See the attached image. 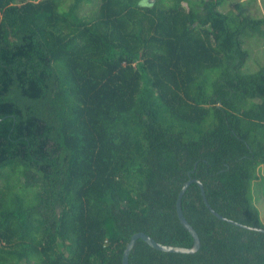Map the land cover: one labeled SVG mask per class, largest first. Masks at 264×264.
Wrapping results in <instances>:
<instances>
[{
  "label": "trees",
  "instance_id": "obj_1",
  "mask_svg": "<svg viewBox=\"0 0 264 264\" xmlns=\"http://www.w3.org/2000/svg\"><path fill=\"white\" fill-rule=\"evenodd\" d=\"M0 0V264H123L131 237L191 247L177 199L199 179L224 217L264 229V18L225 0ZM259 99V100H258ZM196 253L138 239L130 264H264V233L182 198Z\"/></svg>",
  "mask_w": 264,
  "mask_h": 264
},
{
  "label": "rangeland",
  "instance_id": "obj_2",
  "mask_svg": "<svg viewBox=\"0 0 264 264\" xmlns=\"http://www.w3.org/2000/svg\"><path fill=\"white\" fill-rule=\"evenodd\" d=\"M71 1L65 0L63 7L67 8ZM100 1L90 0L88 3H84L80 14L86 18L92 17L97 12ZM157 1L155 0V3ZM220 9L224 12L235 11L250 17L264 18V0H225ZM245 41V47L250 51V57L244 71L255 72L264 65V34L249 36L245 38ZM258 174L259 177L253 180L250 196L259 209L261 220L264 223V165L259 166Z\"/></svg>",
  "mask_w": 264,
  "mask_h": 264
},
{
  "label": "water",
  "instance_id": "obj_3",
  "mask_svg": "<svg viewBox=\"0 0 264 264\" xmlns=\"http://www.w3.org/2000/svg\"><path fill=\"white\" fill-rule=\"evenodd\" d=\"M148 4H154L155 0H146ZM197 183L199 185V187L201 188V193L203 196V200L206 204V206L209 208V210L218 218L222 219V220H227L235 225H239L241 227H244L246 229H251V230H255V231H259V232H263L264 233V229L263 228H259V227H251L245 224H241L239 222H236L234 220L228 219L226 217H224L223 215H221L220 213H218L208 202L207 196H206V192H205V188L203 183L196 178H190L189 180H187L183 187L181 188L179 195H178V199H177V213H178V217L180 222L182 223V225L190 232V234L193 236L194 239V244L191 247H184V246H174V245H168V244H163L158 242L157 240H155L152 236L146 234L145 232H137L135 233L130 241L128 242L126 249L124 251V255H123V264H130L129 263V256L130 253L132 251V249L134 248L136 242L138 239H143L144 241H146L150 246H152L155 249L161 250V251H165V252H175V253H196L197 251H199V249L201 248V239L200 236L198 234V232L196 231V229L193 227V225L187 220V218L185 217V214L183 212V208H182V198L186 192V190L188 189V187L193 183Z\"/></svg>",
  "mask_w": 264,
  "mask_h": 264
}]
</instances>
